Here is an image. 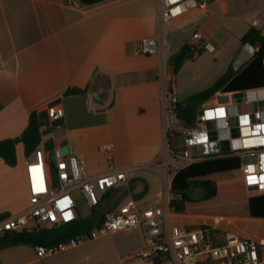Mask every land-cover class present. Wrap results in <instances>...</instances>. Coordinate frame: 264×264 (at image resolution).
<instances>
[{
  "label": "crops",
  "instance_id": "crops-1",
  "mask_svg": "<svg viewBox=\"0 0 264 264\" xmlns=\"http://www.w3.org/2000/svg\"><path fill=\"white\" fill-rule=\"evenodd\" d=\"M159 9L160 0H104L93 5L75 0H0V141L17 139L31 111L56 101L53 105L63 111L60 121L51 123L45 112L40 117L39 145L51 158L64 148V156L81 155L90 177L111 170L131 171L126 183L101 195L103 215L134 200L144 188L146 194L134 200L138 206L163 203L157 182L162 181L163 170L145 167L162 157L163 93L166 78L173 72L169 57L194 32L201 35L200 44L210 42L216 48L215 54L201 50L190 60L198 71L192 81L176 83L172 78L173 94L180 102L210 87L227 71L249 28L264 29V0H209L205 11H191L166 26L159 45L165 51L162 65L158 56L135 50L142 39L156 35ZM68 88L85 92L64 95ZM239 92H217L204 104L215 103L219 94L238 100ZM106 148L112 152L111 159L104 153ZM30 155L17 142L13 166L0 158V215L28 204L25 161ZM49 169L53 174L52 161ZM242 219L253 225L252 230L224 225L220 217L185 211L170 222L186 228L207 225L252 239L264 264V219L248 214ZM124 231L138 232L141 252V231ZM4 244H0V264H92L80 258L76 248L38 259L32 246Z\"/></svg>",
  "mask_w": 264,
  "mask_h": 264
},
{
  "label": "built area",
  "instance_id": "built-area-1",
  "mask_svg": "<svg viewBox=\"0 0 264 264\" xmlns=\"http://www.w3.org/2000/svg\"><path fill=\"white\" fill-rule=\"evenodd\" d=\"M209 0H160L157 33L142 39L136 46L140 55H156L165 63V51L159 45L166 26L183 15L208 7ZM201 35L191 34L186 45L192 57L199 50L215 54L210 42L200 44ZM238 100L203 104L190 127H183L175 116L177 100L172 93H163L164 142L161 159L146 169L163 170V203L140 207L134 200L119 205L105 214L102 222L87 235L71 238L54 246H35L38 259L58 255L77 248L86 241H95L124 230H140L143 249L139 257L153 263L165 259L173 264H263L258 243L233 234L210 236L200 228L187 229L172 224L175 213L169 202L173 176L188 165L207 156H232L239 160L242 183L248 197L264 195V87L244 90ZM63 116L58 105L49 106L47 118L57 123ZM111 159L109 148L104 151ZM53 163V174L49 163ZM130 170H111L90 177L81 155H51L37 145L25 161L28 204L0 220V234L51 229L77 219L73 192H78L91 209L100 203L101 195L126 183ZM53 176V177H52Z\"/></svg>",
  "mask_w": 264,
  "mask_h": 264
},
{
  "label": "trees",
  "instance_id": "trees-1",
  "mask_svg": "<svg viewBox=\"0 0 264 264\" xmlns=\"http://www.w3.org/2000/svg\"><path fill=\"white\" fill-rule=\"evenodd\" d=\"M80 5H93L104 0H75ZM241 45L249 43L256 52L250 61L242 65L236 71L229 66L227 71L210 87L201 92L195 93L175 103V116L183 127H190L193 124L196 114L201 110L202 105L211 99L217 92L230 93L244 90L258 89L264 87V36L260 30L249 28L240 38ZM192 51L186 44L177 52L172 54L168 63L173 67V74L177 72L180 65L191 60ZM172 77L166 78L165 91L167 94L173 91ZM85 89L68 88L64 95L83 94ZM56 101L33 110L29 113L28 123L22 134L14 140L0 141V158L8 166L15 164V144L21 142L25 154L29 155L39 144L41 127L40 117L43 112L47 115L49 106ZM242 192L246 204L247 214L251 218L264 219V195L248 197L242 183L239 160L232 156H207L178 171L170 182L169 192L175 196L169 202V207L175 213H183L187 206L192 203L197 205L213 201L223 196L231 195L233 192ZM198 192L196 196H192ZM146 194V188L134 195L136 201ZM100 204L90 209L86 217L78 216L74 221L51 229H40L32 232H10L4 247L29 245L54 246L66 242L71 238L87 235L96 228L103 220L104 215L100 213ZM6 215H0V220ZM200 228L207 231L210 236L223 237L224 233L207 225L187 227V229ZM165 259L156 260L153 264H161Z\"/></svg>",
  "mask_w": 264,
  "mask_h": 264
},
{
  "label": "rangeland",
  "instance_id": "rangeland-1",
  "mask_svg": "<svg viewBox=\"0 0 264 264\" xmlns=\"http://www.w3.org/2000/svg\"><path fill=\"white\" fill-rule=\"evenodd\" d=\"M199 50L195 57L200 54ZM206 52V51H205ZM212 55V54H211ZM194 57V58H195ZM184 66H180L175 74L172 72V78L176 83L190 82L194 77L198 76V71L195 64H192L190 60H186ZM211 61V59H210ZM232 67V62L230 65ZM233 71V68H232ZM228 95L219 94L216 102L221 99H228ZM53 177V176H52ZM159 182L161 190L163 191L162 181ZM198 192H194L192 196H196ZM73 196L76 199L77 209L81 217H86L90 214V208L86 205L82 196L78 192H73ZM242 192H233L231 195L223 196L222 198L209 201L207 203L195 204L192 203L187 206L186 214H201L208 217H220L222 218V224L234 225L238 227H247L248 230H252L253 225L247 223L246 220L242 219L246 214V204L243 200ZM101 213V210H100ZM131 241L130 245L124 243L126 239ZM133 238L136 240L132 241ZM141 242L140 236L137 231L128 233L120 231L116 234H112L110 237L95 241H86L81 246L75 249L77 255L80 258H85L89 263L92 264H121V260H127L128 264H148L147 261L140 257H135L136 252H140ZM161 264H173L172 262L165 260Z\"/></svg>",
  "mask_w": 264,
  "mask_h": 264
},
{
  "label": "water",
  "instance_id": "water-1",
  "mask_svg": "<svg viewBox=\"0 0 264 264\" xmlns=\"http://www.w3.org/2000/svg\"><path fill=\"white\" fill-rule=\"evenodd\" d=\"M260 35L264 36V29H262L260 31ZM256 52V49L250 45L249 43H245L241 46L237 56L235 57V59L232 62V68L233 71H236L237 69H239L242 65H244L245 63H247L248 61L251 60V58L253 57L254 53ZM67 149H62L60 151L59 155H62L66 152ZM7 240V234L1 235L0 236V244L6 242Z\"/></svg>",
  "mask_w": 264,
  "mask_h": 264
},
{
  "label": "flooded vegetation",
  "instance_id": "flooded-vegetation-1",
  "mask_svg": "<svg viewBox=\"0 0 264 264\" xmlns=\"http://www.w3.org/2000/svg\"><path fill=\"white\" fill-rule=\"evenodd\" d=\"M2 234H0V236H1Z\"/></svg>",
  "mask_w": 264,
  "mask_h": 264
}]
</instances>
